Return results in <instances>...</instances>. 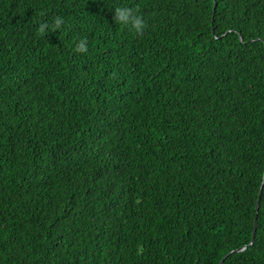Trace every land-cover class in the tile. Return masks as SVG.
Returning a JSON list of instances; mask_svg holds the SVG:
<instances>
[{"label": "trees", "instance_id": "obj_1", "mask_svg": "<svg viewBox=\"0 0 264 264\" xmlns=\"http://www.w3.org/2000/svg\"><path fill=\"white\" fill-rule=\"evenodd\" d=\"M221 261L264 264V0H0V264Z\"/></svg>", "mask_w": 264, "mask_h": 264}, {"label": "clouds", "instance_id": "obj_2", "mask_svg": "<svg viewBox=\"0 0 264 264\" xmlns=\"http://www.w3.org/2000/svg\"><path fill=\"white\" fill-rule=\"evenodd\" d=\"M111 11L113 12V22L115 24L128 28L136 35H141L144 32L146 22L142 15L138 14V9L129 8L127 6H116ZM63 23L64 20L61 17H56L52 25H49L47 22H40L36 28V35L45 36L48 33L60 29ZM74 51L78 53L87 52L86 38L80 39L79 43L76 44Z\"/></svg>", "mask_w": 264, "mask_h": 264}, {"label": "water", "instance_id": "obj_3", "mask_svg": "<svg viewBox=\"0 0 264 264\" xmlns=\"http://www.w3.org/2000/svg\"><path fill=\"white\" fill-rule=\"evenodd\" d=\"M260 193H261V190H260ZM258 207V201H257V204H256V209ZM255 229H256V220H254V225H253V230H252V239L254 237V232H255ZM239 251V250H238ZM223 261V260H222ZM222 261L220 262V264H222Z\"/></svg>", "mask_w": 264, "mask_h": 264}]
</instances>
